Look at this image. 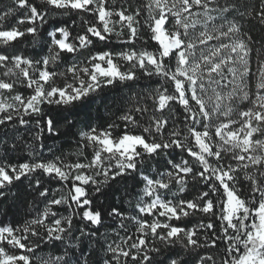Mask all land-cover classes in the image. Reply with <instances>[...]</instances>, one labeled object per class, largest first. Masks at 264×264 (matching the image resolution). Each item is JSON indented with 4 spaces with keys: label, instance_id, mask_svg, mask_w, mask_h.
<instances>
[{
    "label": "snow or ice",
    "instance_id": "6c2138e0",
    "mask_svg": "<svg viewBox=\"0 0 264 264\" xmlns=\"http://www.w3.org/2000/svg\"><path fill=\"white\" fill-rule=\"evenodd\" d=\"M0 264H264V0H11Z\"/></svg>",
    "mask_w": 264,
    "mask_h": 264
},
{
    "label": "trees",
    "instance_id": "16d2710c",
    "mask_svg": "<svg viewBox=\"0 0 264 264\" xmlns=\"http://www.w3.org/2000/svg\"><path fill=\"white\" fill-rule=\"evenodd\" d=\"M10 2H11V0H0V11L5 10L10 5ZM69 150L70 149L67 146H65V151H69ZM20 155L23 157V156H26L27 154L26 153H20Z\"/></svg>",
    "mask_w": 264,
    "mask_h": 264
},
{
    "label": "rangeland",
    "instance_id": "374dc122",
    "mask_svg": "<svg viewBox=\"0 0 264 264\" xmlns=\"http://www.w3.org/2000/svg\"><path fill=\"white\" fill-rule=\"evenodd\" d=\"M11 3V2H10Z\"/></svg>",
    "mask_w": 264,
    "mask_h": 264
}]
</instances>
